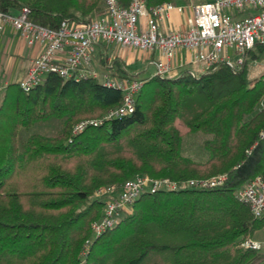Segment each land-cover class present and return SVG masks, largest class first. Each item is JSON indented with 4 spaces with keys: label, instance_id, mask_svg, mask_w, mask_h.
Instances as JSON below:
<instances>
[{
    "label": "trees",
    "instance_id": "obj_1",
    "mask_svg": "<svg viewBox=\"0 0 264 264\" xmlns=\"http://www.w3.org/2000/svg\"><path fill=\"white\" fill-rule=\"evenodd\" d=\"M163 1L175 0L148 3ZM103 5L0 0L1 10L28 8L30 20L51 28L91 21ZM121 100L120 90L96 79L56 73L28 92L8 85L0 103V264H264L260 249L241 246L264 230V216L254 217L235 195L264 178V75L220 66L198 78L154 76L133 114L72 133L78 121ZM50 119L59 122L54 134L28 133ZM197 132L208 136L204 160L184 151V138ZM222 173L220 188L145 193L131 214L93 235L104 206L93 195L103 186L142 174L186 180Z\"/></svg>",
    "mask_w": 264,
    "mask_h": 264
},
{
    "label": "built area",
    "instance_id": "obj_2",
    "mask_svg": "<svg viewBox=\"0 0 264 264\" xmlns=\"http://www.w3.org/2000/svg\"><path fill=\"white\" fill-rule=\"evenodd\" d=\"M104 11L91 21L75 23L65 20L58 28L41 25L29 19L30 11L18 13L0 9V39L10 25L28 45L43 46L41 53L18 82L28 92L51 73L80 81L96 79L103 86L122 92L120 105L109 109L98 119H82L72 129L74 135L89 126L121 118L136 111L137 99L145 82L154 76L174 79L185 75L200 77L220 66L239 73L247 67L256 47L264 48V0H200L187 5L148 0H103ZM187 11L184 26L165 27L173 11ZM136 48L150 54L154 72L148 78L116 77L96 61L100 46ZM257 63V59H253ZM264 66V64H263ZM227 174L207 178L175 180L169 177L137 175L120 185L99 188L96 198L104 201L102 216L93 222V235L99 236L133 212L135 202L145 193L207 190L223 187ZM239 201L249 205L254 217L264 216V178L256 176L237 188ZM90 241L87 242V247ZM244 248L261 249V244L245 239Z\"/></svg>",
    "mask_w": 264,
    "mask_h": 264
},
{
    "label": "rangeland",
    "instance_id": "obj_3",
    "mask_svg": "<svg viewBox=\"0 0 264 264\" xmlns=\"http://www.w3.org/2000/svg\"><path fill=\"white\" fill-rule=\"evenodd\" d=\"M104 6V5H103ZM107 46V45H106ZM127 54V56L133 60L129 66L123 58H120V53ZM251 58L247 65L248 77H260L264 75V48L256 47L251 54ZM149 57L146 54L136 48L122 47V46H107L106 53L100 54L97 62L101 65L99 68L106 71L107 66L112 67V73L116 77H140L148 78L150 74L154 72V69L149 64ZM257 59V63H254L253 59ZM142 71V72H141ZM100 117H103L100 116ZM100 117H88L90 119H98ZM83 118V119H88ZM59 128V122L55 119H50L45 123H41L33 126L28 133L41 132L44 134H54ZM26 135V133H25ZM208 136L202 132L190 134L184 138V151L185 154L191 156L197 160H204L206 154L203 152V140ZM149 175V174H148ZM216 175V174H215ZM210 177V176H209ZM207 178V177H206ZM189 179V178H188ZM96 193V192H95ZM94 193V199L96 194ZM248 239V238H247ZM261 244V249L264 253V230H259L251 238Z\"/></svg>",
    "mask_w": 264,
    "mask_h": 264
},
{
    "label": "crops",
    "instance_id": "obj_4",
    "mask_svg": "<svg viewBox=\"0 0 264 264\" xmlns=\"http://www.w3.org/2000/svg\"><path fill=\"white\" fill-rule=\"evenodd\" d=\"M199 1L200 0H175L169 2H173L176 5H187L190 2L196 3ZM187 13V11H173L171 14V20L165 23V27L181 28L184 26ZM106 47L107 46L105 45L97 48L96 61L99 59L100 54L106 53ZM42 49L43 46L39 44L32 46L28 45L20 34L10 25L6 26L0 39V103L8 85L11 83H18L26 76L29 67L41 53ZM144 53L150 60V54L146 52ZM120 58H123L128 66L134 62L123 51L120 53Z\"/></svg>",
    "mask_w": 264,
    "mask_h": 264
}]
</instances>
